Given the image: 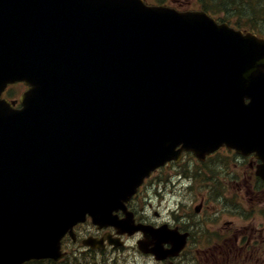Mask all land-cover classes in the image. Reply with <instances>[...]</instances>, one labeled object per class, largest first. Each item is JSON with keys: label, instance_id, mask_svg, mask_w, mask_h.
Instances as JSON below:
<instances>
[{"label": "water", "instance_id": "1", "mask_svg": "<svg viewBox=\"0 0 264 264\" xmlns=\"http://www.w3.org/2000/svg\"><path fill=\"white\" fill-rule=\"evenodd\" d=\"M16 81L31 88L22 110L0 100V264L59 259L87 215L100 229L142 231L139 249L156 260L177 256L184 241L171 232L112 212L182 152H254L264 179V39L205 13L0 0V93Z\"/></svg>", "mask_w": 264, "mask_h": 264}, {"label": "flooded vegetation", "instance_id": "2", "mask_svg": "<svg viewBox=\"0 0 264 264\" xmlns=\"http://www.w3.org/2000/svg\"><path fill=\"white\" fill-rule=\"evenodd\" d=\"M183 161L179 164L171 162L158 169L143 183L139 194L130 200L127 208L135 214L137 222L152 225L169 222L172 228L188 232V243L197 255L202 254L204 264H264V183L254 175L259 161L252 155L241 156L226 147L218 149L198 165L191 160L183 169L186 162ZM231 163L236 172L230 170ZM239 167L245 169V173L249 171L248 177L237 174ZM212 169L223 172L217 175ZM174 174L181 176L176 189L183 198L175 203L176 213L168 210L166 215L161 214L166 217L163 221L156 209L161 205L159 200L168 184H173ZM180 187L183 188L179 191ZM197 198L200 199L197 204L190 203H195ZM227 201L233 206L226 208ZM105 232L113 234L111 229ZM141 238L142 233H136L130 238L124 236L123 240ZM192 259H195L194 255Z\"/></svg>", "mask_w": 264, "mask_h": 264}, {"label": "rangeland", "instance_id": "3", "mask_svg": "<svg viewBox=\"0 0 264 264\" xmlns=\"http://www.w3.org/2000/svg\"><path fill=\"white\" fill-rule=\"evenodd\" d=\"M148 2L150 3H156V2H159V0H147ZM161 2H167L168 4L170 3H173L174 1H178V0H160ZM185 3L188 2L189 6L185 7L186 9H201V4H198L196 3L194 0H184ZM251 2V5H252V8L248 5L247 3V6L245 4V12L248 13L249 12H253V15H256L257 13H255L254 11H256V8L260 11H262V7H257V5H263L264 6V0H250ZM255 4V6L253 4ZM235 4H238L237 2H235ZM208 5V4H207ZM208 9V8H207ZM243 10V9H242ZM243 10V11H244ZM264 13V10L262 11ZM261 12V14H262ZM227 14H230V13H222L220 11H214L212 13V15H214L215 18H224L225 15ZM229 16V19L230 20H234L236 19V17H233L231 18L232 16L231 15H228ZM252 16L249 14L248 18ZM242 19H246L244 17H242ZM262 19H264V15L262 14ZM236 21H233V22H230V23H235ZM240 26L242 27V29H245V30H249L251 31L250 29H252V26H248L247 24L243 23V22H239ZM252 31L254 32H260L257 28H254ZM24 90V88L22 87H17L14 92H13V98H17L19 96V94ZM208 167H212V166H208ZM230 167V170L232 172H236L235 171V167L232 166V163L229 165ZM215 169H212L211 171H213ZM239 170H240V173L237 172V174L239 175H244L246 177H248L249 175V171L247 170V173H245V169H241L239 167ZM216 171V174L217 175H220L223 171L221 170H215ZM224 171L227 172V169H225ZM229 172V171H228ZM239 186V185H238ZM238 186H236L238 188ZM183 187H180L179 191L182 189ZM230 189L234 190V188H231L229 187ZM235 188V190L237 189ZM243 192V191H242ZM185 193V192H184ZM180 194V193H178ZM183 196H179V197H175V193L174 195L172 196H167L166 197V201L163 202L160 206H159V209H157L158 211H160L163 215H166V212L168 210V208H170L171 206H173V204L179 200V199H182ZM187 201H190V197H187L186 198ZM152 200L154 201L155 198H152ZM199 198L196 199L195 203L194 202H190V203H193V204H197L199 202ZM213 203V202H211ZM225 207L226 208H230L232 205V202L231 201H227L225 202ZM156 209V208H155ZM175 209V207L173 208ZM230 219H233L232 217H230ZM82 232H87V233H94V229L90 226L89 223H86L83 225V227L81 228ZM79 245L77 244H73L69 241H67L64 245V251L67 252V255L70 257V258H74L73 254L74 253H77V256H85V258L83 259L82 257H80L82 260H83V263L82 264H153L151 261L147 260V259H144L143 257H141L142 255H140L138 252L136 253H133L132 250H130V248H127L126 250H119L118 252H108L106 251L105 253H99V252H95V253H90V252H86L84 251L81 247V244L80 242L78 243ZM129 245H131V243H129ZM75 256V257H77ZM72 264V263H71Z\"/></svg>", "mask_w": 264, "mask_h": 264}, {"label": "trees", "instance_id": "4", "mask_svg": "<svg viewBox=\"0 0 264 264\" xmlns=\"http://www.w3.org/2000/svg\"><path fill=\"white\" fill-rule=\"evenodd\" d=\"M246 1V0H245ZM247 2H249L250 4H251V2L248 0ZM256 2V1H255ZM253 4V3H252ZM254 6H255V4H253ZM245 5H243V6H241L242 7V9H244L245 7H244ZM247 6V5H246ZM256 7V6H255ZM259 7H262V11L264 10V6L262 5H260ZM257 9V8H256ZM258 10V9H257ZM260 11V10H259ZM261 12V11H260ZM255 18L258 20V19H262V17H257V16H255ZM264 20V19H263ZM253 21H254V19H253ZM252 22V21H251ZM263 26H264V24H263Z\"/></svg>", "mask_w": 264, "mask_h": 264}]
</instances>
